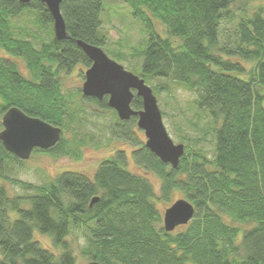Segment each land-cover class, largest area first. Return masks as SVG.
<instances>
[{"label": "trees", "instance_id": "16d2710c", "mask_svg": "<svg viewBox=\"0 0 264 264\" xmlns=\"http://www.w3.org/2000/svg\"><path fill=\"white\" fill-rule=\"evenodd\" d=\"M105 1L63 0L68 38L58 40L52 32L37 48L16 36L13 20L33 15L40 25H51L46 6L36 0L28 5L0 0V119L16 106L65 126L72 115L61 73L80 64L91 66L78 40L104 46ZM123 1L150 31L140 52L139 76L146 82L169 79L197 93L198 107L219 123L215 157L185 145L179 166L173 168L136 137L137 117L118 120L115 134L135 147L134 163L160 179L159 194L148 179L129 170L124 151L102 161L92 178L64 172L45 186L16 183L34 190L30 196H11L0 185V264H77L67 238L78 223L90 232L85 254L100 264H264V5L249 13L255 0ZM237 13L243 14L237 38L221 45V25ZM154 20L166 26V37L154 31ZM18 59L25 61L30 78ZM244 62L254 65L248 69ZM153 88L160 92L166 87ZM84 98L112 109L107 97ZM133 107L142 109L140 97ZM63 146L62 136L54 148L35 151L59 155ZM8 162L23 161L0 140L2 178ZM176 191L195 206V216L181 229L166 232L156 200L168 201ZM95 197L100 199L91 205ZM37 230L51 237L56 252L35 240Z\"/></svg>", "mask_w": 264, "mask_h": 264}, {"label": "rangeland", "instance_id": "374dc122", "mask_svg": "<svg viewBox=\"0 0 264 264\" xmlns=\"http://www.w3.org/2000/svg\"><path fill=\"white\" fill-rule=\"evenodd\" d=\"M259 5H264V0L253 1L249 5L248 12H254ZM241 16L243 14L237 13L234 20L222 23L221 45L236 40L237 26ZM101 20L100 33L105 39L102 49L110 58L123 65L126 70L140 75L144 58L140 52L149 42L150 31L133 16L130 5L123 0H106ZM13 23L16 36L33 41L37 48L43 41H48L54 33L53 24L40 25L33 15L16 18ZM153 29L162 37L168 35L166 26L159 20H154ZM0 55L3 56L1 51ZM234 60L237 61L236 58ZM17 61L22 73L30 78L31 75L25 61L22 59ZM243 64L248 69L254 65L251 62ZM87 69L88 67L80 64L70 72L61 73V86L70 101V114L72 115L62 127L63 154L51 155L42 151H34L29 160L8 162L3 171V175L6 177H0V185H4L11 196H30L35 193L34 190L16 184L20 181L36 187L45 186L58 174L64 172L82 173L92 178L102 161L115 156L120 151H124L128 157L129 170L148 179L159 194L160 179L154 173L137 166L132 158V152L135 150L133 144L118 138L115 134L118 120H120L117 112L114 109L102 108L84 98L82 87ZM146 83L152 89L155 86L166 87L160 92L156 90L154 93L157 96L160 109L165 113L164 124L172 140L176 144L183 143L187 146L202 148L210 159H213L216 154L214 130L219 123L215 122L208 112L198 107L197 93L172 83L169 79L157 78ZM2 118L0 119L1 123ZM2 129L3 126L0 131ZM135 131L137 132L136 137L145 143L144 131L138 127L135 128ZM181 198H184L183 194L176 191L168 201L156 200V206L162 213V219L166 208ZM11 215L12 218L17 217L15 212H12ZM237 226L244 229L248 225L237 224ZM179 229L181 228L178 227L176 230ZM89 235V229L83 223L72 225V232L67 239L77 257V264L90 262L88 255L85 254L89 245ZM35 240L39 241L43 247L56 252L50 236L43 235L37 230L35 231Z\"/></svg>", "mask_w": 264, "mask_h": 264}, {"label": "water", "instance_id": "95a60500", "mask_svg": "<svg viewBox=\"0 0 264 264\" xmlns=\"http://www.w3.org/2000/svg\"><path fill=\"white\" fill-rule=\"evenodd\" d=\"M19 1L28 5L34 0ZM36 1L43 3L50 13L56 39H67L66 23L61 11L63 0ZM77 45L92 62L85 72L83 96L97 100L107 97L109 107L117 112L121 121L137 117V126L144 131L146 137L145 146L163 163L177 168L185 154V145L176 144L169 135L157 96L145 78L126 70L123 65L110 58L100 46L82 40H78ZM135 97L142 99L143 107L140 110L133 107ZM2 126L0 140L5 149L23 161L29 160L35 150L45 151L54 148L63 136L61 126L32 117L16 106L5 112ZM99 199L100 197L93 198L91 205ZM195 211V206L187 199L175 201L164 212L165 231L173 232L178 227L189 224L195 216ZM88 264L100 263L93 260Z\"/></svg>", "mask_w": 264, "mask_h": 264}, {"label": "flooded vegetation", "instance_id": "af4514ba", "mask_svg": "<svg viewBox=\"0 0 264 264\" xmlns=\"http://www.w3.org/2000/svg\"><path fill=\"white\" fill-rule=\"evenodd\" d=\"M89 68V67H88Z\"/></svg>", "mask_w": 264, "mask_h": 264}]
</instances>
